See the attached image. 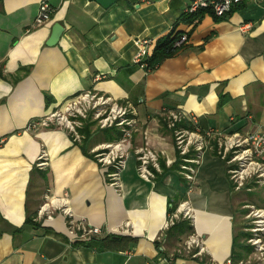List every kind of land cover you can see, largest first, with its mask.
<instances>
[{"label":"crops","instance_id":"0c3cea01","mask_svg":"<svg viewBox=\"0 0 264 264\" xmlns=\"http://www.w3.org/2000/svg\"><path fill=\"white\" fill-rule=\"evenodd\" d=\"M191 1L48 0L51 18L35 27L41 0H0V264H264L248 243L244 214L247 205L264 208V187L235 191L214 139L187 181L165 115L193 114L204 130L263 131L264 0L243 1L218 21L206 11L187 25ZM55 24L64 30L48 46ZM175 27L188 41L173 58L152 72L135 63L136 39L149 42V58ZM87 91L135 113L118 187L92 155L120 142V130L92 123L80 143L60 128L26 130ZM142 149L157 157L150 180L137 171ZM43 150L47 166L39 169ZM183 204L191 217L166 234L168 211ZM73 221L101 234L76 240ZM192 235L198 256L184 248ZM111 237L128 241H103Z\"/></svg>","mask_w":264,"mask_h":264},{"label":"built area","instance_id":"2783aa9c","mask_svg":"<svg viewBox=\"0 0 264 264\" xmlns=\"http://www.w3.org/2000/svg\"><path fill=\"white\" fill-rule=\"evenodd\" d=\"M246 0H192L185 8V15H198L201 11H210L221 18L230 14L234 7ZM53 8L48 0H41L34 26L45 25L51 18ZM199 18H195L192 25H196ZM188 41V36L182 34L176 42L181 47ZM138 51L134 61L146 68L149 56V42L136 39ZM102 77L96 76L99 81ZM135 113L126 105L118 104L113 98L87 91L73 97L61 109H54L46 115L33 119L26 127L28 131L40 128H60L66 130L72 142L80 143L83 139L80 130L95 123L103 129H118L122 132V140L117 143L102 145L93 150L96 162L103 168L111 169L108 177L112 186H119L120 175L124 170L127 153L123 143L131 137V128L135 126ZM167 128L172 132L174 145L181 159L180 171L184 178L192 182L196 175V167L200 165L203 155L209 150L210 140H215L216 154L226 163L229 180L235 191H252L255 187H264V129L261 132L241 134L238 132H218L213 129H202L197 117L193 114L168 111L166 114ZM190 124V128L182 127L183 121ZM47 153L41 151L36 168L47 166ZM139 161L137 171L139 175L150 180L153 174L150 165L157 167V157L149 149L137 151ZM246 231L250 233L248 243L259 258L264 259V208L247 205ZM191 212L185 204L176 208L170 216L166 228L174 225L183 218H190ZM70 235L76 240L90 241L101 234L98 227H88L83 222L70 224ZM184 248L193 255H200L201 243L193 236L184 243ZM226 264H231L227 261Z\"/></svg>","mask_w":264,"mask_h":264},{"label":"trees","instance_id":"16d2710c","mask_svg":"<svg viewBox=\"0 0 264 264\" xmlns=\"http://www.w3.org/2000/svg\"><path fill=\"white\" fill-rule=\"evenodd\" d=\"M240 6L237 5L236 7ZM234 7V8H236ZM234 10V9H233ZM206 12V11H201L198 15H184L182 20L185 24L187 25H192V22L194 21L195 18H200L202 17V14ZM212 13V12H211ZM213 15V13H212ZM215 20H221V19H225L226 16H223L221 18H218L216 16H214ZM182 35V32H178L177 31V27H175L168 35L160 38L157 42L156 45L154 47L153 53L152 55L146 60V70L148 72H152L154 71L159 65H161V63L167 59L173 58L178 51L182 48V47H178L176 46V42L179 40L180 36ZM227 100L225 95H220V101H219V105H222L225 101ZM94 157V155H92ZM180 167V166H179ZM177 208V207H176ZM175 209H171L170 211H168L169 215L174 213ZM186 221H179L178 223H176L175 225H173L172 227H170L166 234L170 232L171 229L173 228H180L183 223H185ZM247 235L249 236L250 233L247 232ZM110 240V242H118V241H128V239L126 238H119V237H111V238H106L103 241H107ZM93 239H91L90 241H92ZM133 241V240H132ZM236 246V242H234L233 245V253H234V247ZM112 250H120L122 247L116 246V245H112L110 246ZM192 254H194L192 252Z\"/></svg>","mask_w":264,"mask_h":264},{"label":"water","instance_id":"95a60500","mask_svg":"<svg viewBox=\"0 0 264 264\" xmlns=\"http://www.w3.org/2000/svg\"><path fill=\"white\" fill-rule=\"evenodd\" d=\"M63 27L59 24H55L53 29H52V34L47 41L48 46H54L58 43L62 33H63Z\"/></svg>","mask_w":264,"mask_h":264},{"label":"rangeland","instance_id":"374dc122","mask_svg":"<svg viewBox=\"0 0 264 264\" xmlns=\"http://www.w3.org/2000/svg\"><path fill=\"white\" fill-rule=\"evenodd\" d=\"M263 189H264V188H263ZM263 189H261V190H263ZM261 190H260V191H261ZM252 195L254 196V198H255L256 196H258L257 194H252ZM257 201H258V199H257ZM244 211H245L244 214H245V213L247 214L249 210H248V208H245ZM184 219H185V218H184ZM177 223H178V222H177ZM175 224H176V223H174V225H175ZM172 226H173V225H172ZM172 226H169L167 229H169V228L172 227ZM193 236H194V235L190 236L187 240H189V239H190L191 237H193ZM187 240H186V241H187ZM186 241H185V242H186ZM192 252L195 253V252H197V250H194V251H192Z\"/></svg>","mask_w":264,"mask_h":264}]
</instances>
